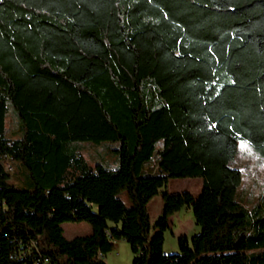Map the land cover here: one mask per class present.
<instances>
[{
  "label": "trees",
  "instance_id": "1",
  "mask_svg": "<svg viewBox=\"0 0 264 264\" xmlns=\"http://www.w3.org/2000/svg\"><path fill=\"white\" fill-rule=\"evenodd\" d=\"M240 141L264 160V0H0V264H110L119 238L132 264H264ZM171 177L202 190L169 193L152 225ZM184 205L201 249L182 233L165 252Z\"/></svg>",
  "mask_w": 264,
  "mask_h": 264
},
{
  "label": "rangeland",
  "instance_id": "2",
  "mask_svg": "<svg viewBox=\"0 0 264 264\" xmlns=\"http://www.w3.org/2000/svg\"><path fill=\"white\" fill-rule=\"evenodd\" d=\"M8 124H10L9 120ZM89 143L94 144L93 146L105 145V143ZM108 146L110 148L115 147L117 146V142L110 141L108 142ZM249 146L248 142L240 141L238 152L230 161V165L239 167L242 170V182L238 187L236 195L238 199H243L247 205L256 203L264 194V160L254 153ZM109 153L112 156V161L107 165L110 167H116L118 165V159H115L117 153L112 149L109 150ZM155 157L156 154H154L153 158ZM15 175H17V169ZM202 183L203 181L201 177H171L167 184L161 187L159 193L149 201L148 205L151 213L152 225L162 214L167 193L168 191H171L172 187H178V189L173 192L188 190L196 194L201 192ZM121 196L128 204L131 203L130 197L126 191H122ZM172 221V226L168 227L165 231V252L179 251V246L176 245V234L186 231L187 229L192 230L194 224H196L197 229L200 228V225L195 223L196 221L192 207L188 205L182 206L178 211L177 217H174ZM62 225L64 228V234L68 238L78 234H85L92 230L91 223L86 220L65 221ZM182 228L184 230H181ZM104 258L110 264H132L133 251L130 243L123 238L116 239L114 247L106 253Z\"/></svg>",
  "mask_w": 264,
  "mask_h": 264
},
{
  "label": "crops",
  "instance_id": "3",
  "mask_svg": "<svg viewBox=\"0 0 264 264\" xmlns=\"http://www.w3.org/2000/svg\"><path fill=\"white\" fill-rule=\"evenodd\" d=\"M176 189H178V187H172L171 188V191L173 192V191H175ZM171 191H168V193H167V195L169 194V193H172ZM192 193V192H191ZM194 196H196V195H198L199 193H196V194H194V193H192ZM188 206H191V205H188ZM181 209V208H180ZM180 209H178V210H175L173 213H171L170 215H169V223H170V227L172 226V223H173V221H172V219L175 217H177V215H178V211L180 210ZM196 223V222H195ZM181 230H184L183 228L181 229ZM193 230V231H192ZM192 230L190 229H187L186 231H183V232H181V233H178V234H176V236H177V246H179L178 245V236L180 235V234H182V233H185L187 236H188V239H189V241H190V243L193 245V246H197V248L198 249H201V239H198V238H194V234H196V233H198L199 231H200V228H198L197 229V226H196V224H194V226L192 227ZM166 231V230H165ZM163 248H164V244H163Z\"/></svg>",
  "mask_w": 264,
  "mask_h": 264
},
{
  "label": "built area",
  "instance_id": "4",
  "mask_svg": "<svg viewBox=\"0 0 264 264\" xmlns=\"http://www.w3.org/2000/svg\"><path fill=\"white\" fill-rule=\"evenodd\" d=\"M8 167H9V168H11V166H10V165H8Z\"/></svg>",
  "mask_w": 264,
  "mask_h": 264
}]
</instances>
